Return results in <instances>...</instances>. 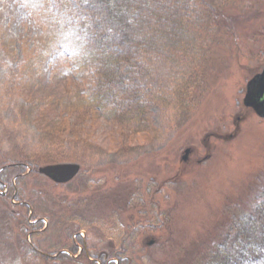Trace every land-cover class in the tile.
<instances>
[{
    "label": "rangeland",
    "instance_id": "obj_1",
    "mask_svg": "<svg viewBox=\"0 0 264 264\" xmlns=\"http://www.w3.org/2000/svg\"><path fill=\"white\" fill-rule=\"evenodd\" d=\"M53 2L0 0V167L34 161L0 170V263L195 264L264 187V119L242 104L263 66L264 0L229 3L200 61L145 67L144 122L78 104L95 77L54 36ZM57 163L80 169L66 183L38 172Z\"/></svg>",
    "mask_w": 264,
    "mask_h": 264
},
{
    "label": "trees",
    "instance_id": "obj_2",
    "mask_svg": "<svg viewBox=\"0 0 264 264\" xmlns=\"http://www.w3.org/2000/svg\"><path fill=\"white\" fill-rule=\"evenodd\" d=\"M60 1V9L52 15L53 34L64 41L67 56L78 71L88 66L95 77L78 104L144 122L146 103L140 79L145 67L155 58L180 67L191 64V58L200 61L206 31H217L229 3L243 0H76L73 8L68 0ZM188 72L182 74L179 88L170 91L176 99L179 92H190L187 78L194 75ZM180 101L190 103L182 96ZM65 125L52 128L62 132ZM19 161L4 162L0 170L12 167V173H22L32 160ZM24 247L23 254L24 250L36 251L33 245ZM195 264H264V187L249 211L227 220L218 239Z\"/></svg>",
    "mask_w": 264,
    "mask_h": 264
},
{
    "label": "water",
    "instance_id": "obj_3",
    "mask_svg": "<svg viewBox=\"0 0 264 264\" xmlns=\"http://www.w3.org/2000/svg\"><path fill=\"white\" fill-rule=\"evenodd\" d=\"M264 54V44H263ZM243 104L251 107L261 118H264V67L256 74L246 86V93L243 98ZM190 148H186L182 155V160H186ZM80 166L76 163H57L48 164L38 168V172L57 183H66L70 181L79 172Z\"/></svg>",
    "mask_w": 264,
    "mask_h": 264
},
{
    "label": "bare ground",
    "instance_id": "obj_4",
    "mask_svg": "<svg viewBox=\"0 0 264 264\" xmlns=\"http://www.w3.org/2000/svg\"><path fill=\"white\" fill-rule=\"evenodd\" d=\"M245 91H246V83H245L244 90L242 91V95H243V97H244V95H245ZM242 102H243V99H242Z\"/></svg>",
    "mask_w": 264,
    "mask_h": 264
},
{
    "label": "snow or ice",
    "instance_id": "obj_5",
    "mask_svg": "<svg viewBox=\"0 0 264 264\" xmlns=\"http://www.w3.org/2000/svg\"><path fill=\"white\" fill-rule=\"evenodd\" d=\"M52 6H53V7H60V5H58V4L55 3V0H54V2H53V5H52ZM80 19H82V17H81Z\"/></svg>",
    "mask_w": 264,
    "mask_h": 264
}]
</instances>
